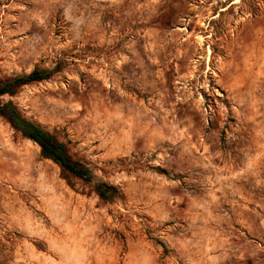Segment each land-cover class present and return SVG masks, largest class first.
I'll use <instances>...</instances> for the list:
<instances>
[{
	"label": "rangeland",
	"instance_id": "obj_1",
	"mask_svg": "<svg viewBox=\"0 0 264 264\" xmlns=\"http://www.w3.org/2000/svg\"><path fill=\"white\" fill-rule=\"evenodd\" d=\"M69 144L0 117V264H264V0H0V79Z\"/></svg>",
	"mask_w": 264,
	"mask_h": 264
},
{
	"label": "trees",
	"instance_id": "obj_2",
	"mask_svg": "<svg viewBox=\"0 0 264 264\" xmlns=\"http://www.w3.org/2000/svg\"><path fill=\"white\" fill-rule=\"evenodd\" d=\"M56 70L57 68L50 71L35 68L28 75L0 79V117L23 139L38 146L40 157L59 168L60 178L67 186L73 188L74 181H79L87 186L92 185L93 192L101 201L109 202L117 199L118 189L105 182L96 183L95 176L87 163L71 153L68 143L60 141L55 134L24 117L12 102L1 101L4 96H15L24 86L49 80Z\"/></svg>",
	"mask_w": 264,
	"mask_h": 264
}]
</instances>
